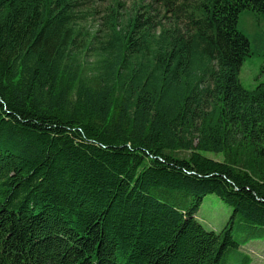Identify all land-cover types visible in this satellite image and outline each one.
<instances>
[{
	"label": "trees",
	"instance_id": "trees-1",
	"mask_svg": "<svg viewBox=\"0 0 264 264\" xmlns=\"http://www.w3.org/2000/svg\"><path fill=\"white\" fill-rule=\"evenodd\" d=\"M243 12L264 0H0V264H251L234 235L264 238V83L238 79ZM207 196L232 211L218 233Z\"/></svg>",
	"mask_w": 264,
	"mask_h": 264
},
{
	"label": "rangeland",
	"instance_id": "rangeland-1",
	"mask_svg": "<svg viewBox=\"0 0 264 264\" xmlns=\"http://www.w3.org/2000/svg\"><path fill=\"white\" fill-rule=\"evenodd\" d=\"M130 5L133 0H120ZM93 24L92 22H88ZM237 30L244 35L250 46V56L243 62L239 72V82L246 90H253L264 83V15L256 16L249 12H243L238 19ZM217 160L221 157L211 156ZM190 203V200L187 201ZM231 209L214 196L203 199L196 219L207 231L220 232L231 215ZM235 241L240 246V251L249 256L251 264H264V238L246 241L244 236L234 235ZM242 259L237 258L233 263L237 264Z\"/></svg>",
	"mask_w": 264,
	"mask_h": 264
}]
</instances>
